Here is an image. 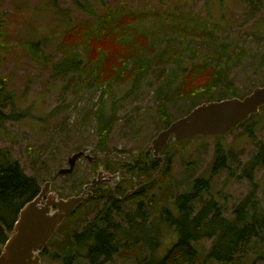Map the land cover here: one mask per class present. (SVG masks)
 <instances>
[{
  "label": "trees",
  "instance_id": "16d2710c",
  "mask_svg": "<svg viewBox=\"0 0 264 264\" xmlns=\"http://www.w3.org/2000/svg\"><path fill=\"white\" fill-rule=\"evenodd\" d=\"M71 1L93 20L68 25L57 42L63 57L52 63L48 58L45 61L61 78L70 75L76 95L83 87L92 91L102 84L103 92H107L105 88L114 92L110 97H104L102 92L96 103L87 104L82 119L86 126L76 124V129L84 133L83 129L91 125L86 121L93 119L97 150L105 148L117 121V103L131 94L138 95L142 86L152 91V110L164 128L203 101L243 97L254 86L264 84L263 76L248 92L239 94L232 71L241 64L242 48L233 47L234 57H230L227 55L230 46L212 41L217 39L214 31H207L201 22L190 27L179 24L180 31L173 35L179 38L171 44H162L168 35H159L153 30L147 33L150 29L140 26L143 22L134 11L119 7L115 11L107 9L102 15L92 8L91 0ZM4 23L0 21V38L4 34ZM205 36H210V40L206 41ZM193 43L213 46L224 55L223 60L220 61L222 57L216 54L213 59L188 64L185 52ZM29 44L31 49L41 50L34 42ZM74 45L76 47L71 49ZM259 65H264V59ZM151 75L154 79L148 82ZM187 80H191L188 86L184 85ZM117 90L122 92L118 98L114 96ZM182 102L185 106L172 119L169 111ZM262 118L264 107L238 127L245 125L246 130L251 129ZM214 137L217 142L210 172L186 181L176 194L168 182L173 164L170 145H183L192 138L168 141L160 152L162 158L146 156L144 150L119 163H103L94 157L104 170L118 172L119 181L113 188L106 183L90 188L92 194L65 218L40 252L41 260H54V264H106L114 255H125L137 264H264V208L259 200L246 196L234 206L230 215H225V203L219 201V194L210 185V179L218 171L231 172L227 163L237 160L232 150H227L221 142L225 135ZM256 139L257 149L242 167L248 177L256 168L264 167V141ZM83 142L86 141L83 139ZM79 149L80 145L74 148L75 151ZM237 166L238 163L235 168ZM156 172L158 175L154 176ZM55 174L50 180L53 181ZM133 176L136 181L132 180ZM41 184L36 176L24 172L19 160L8 149H0V249L13 228L19 209L37 195ZM128 190L131 192L127 193ZM91 201L94 202L91 208H96L94 216L80 229L72 228L71 218L80 208L87 216L90 209L85 205ZM164 229L172 231L175 242L162 255L156 256L149 251L158 245L154 238L160 244L165 243L161 242ZM202 240L208 241V246L201 245Z\"/></svg>",
  "mask_w": 264,
  "mask_h": 264
},
{
  "label": "rangeland",
  "instance_id": "374dc122",
  "mask_svg": "<svg viewBox=\"0 0 264 264\" xmlns=\"http://www.w3.org/2000/svg\"><path fill=\"white\" fill-rule=\"evenodd\" d=\"M91 1L92 8L102 15L107 9L115 11L119 7L136 12L143 22L140 26L150 29L145 30L147 33L153 30L159 35H168L162 44H171L179 38V35L173 36L180 31L177 29L181 28L179 24L190 27L201 22L207 31H214L217 39L212 41L230 46L227 48L230 57H234L233 47L242 48L241 64L232 71L239 94L248 92L264 76V65H259L264 59V0H251L250 3L247 0ZM143 11L148 13L143 15ZM3 20L4 34L0 38V149H8L19 160L25 173L36 176L43 184L58 168L67 166L68 155L78 145L79 150L90 153L103 163L126 162L147 149L151 138L163 126L152 110L154 98L149 87L142 86L138 95L131 94L117 103V121L105 148L97 150L93 119L86 121L91 125L83 129L84 133L76 129V124L86 126L82 121L85 106L97 102L104 85L92 91L83 87L76 95L70 75L61 78L45 61L48 58L52 63L63 57L57 42L66 27L92 21L90 14L76 7L71 0H0V21ZM205 38L210 40V36ZM30 42L40 46L41 50L31 49ZM216 54L222 57V61L224 55L221 51L194 43L185 52L188 64L213 59ZM153 79L151 75L147 81ZM190 82L187 80L184 85L188 86ZM105 89L104 97L114 94L111 88ZM117 91L116 98L122 95L120 90ZM184 106L182 102L174 110L170 109V117L178 116ZM53 110L56 111L51 114ZM245 127L239 126L221 139L225 148L232 150L237 157L235 162L227 163L232 171L222 169L210 179L212 190L219 194V201L225 203V215H230L234 206L246 196L257 198L264 208V167L256 168L251 177L242 172V167L257 149L256 138L264 141V118L255 122L251 129ZM216 142V137L206 136L194 137L183 145H170L173 164L168 182L173 194L184 188L186 181L200 174L208 175ZM99 165L80 157L71 173L55 174L51 186L63 197L79 194L83 190L82 184L90 182ZM131 178L137 180L134 176ZM93 204L91 201L85 205L90 209L87 216L81 208L77 211L69 222L72 228L80 229L94 216L96 208H91ZM154 240L158 245L149 252L160 256L175 242V237L171 230L164 229L161 242L165 243ZM208 243L200 241L201 245L208 246ZM54 263V260L42 259V264ZM106 264L137 263L125 255H114Z\"/></svg>",
  "mask_w": 264,
  "mask_h": 264
},
{
  "label": "water",
  "instance_id": "95a60500",
  "mask_svg": "<svg viewBox=\"0 0 264 264\" xmlns=\"http://www.w3.org/2000/svg\"><path fill=\"white\" fill-rule=\"evenodd\" d=\"M261 107H264V84L254 86L243 97L203 101L160 129L151 138L144 154L162 158L160 152L170 139L180 142L196 136L227 135ZM80 157L95 162L90 153L73 151L67 157V166L58 168L56 174L71 173ZM98 168L90 182L82 185V192L75 195L59 196L52 189V181H44L37 195L19 209L13 228L1 246L0 264H42L40 252L65 218L92 194L90 188L102 183H110L113 188L119 181L118 172H108L100 165ZM157 175L158 172L154 176Z\"/></svg>",
  "mask_w": 264,
  "mask_h": 264
},
{
  "label": "flooded vegetation",
  "instance_id": "af4514ba",
  "mask_svg": "<svg viewBox=\"0 0 264 264\" xmlns=\"http://www.w3.org/2000/svg\"><path fill=\"white\" fill-rule=\"evenodd\" d=\"M94 162L92 161V164H93ZM96 175V174H95Z\"/></svg>",
  "mask_w": 264,
  "mask_h": 264
}]
</instances>
